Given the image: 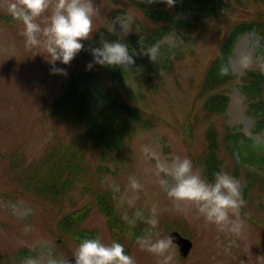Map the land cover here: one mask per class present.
Masks as SVG:
<instances>
[{
    "label": "rangeland",
    "instance_id": "rangeland-1",
    "mask_svg": "<svg viewBox=\"0 0 264 264\" xmlns=\"http://www.w3.org/2000/svg\"><path fill=\"white\" fill-rule=\"evenodd\" d=\"M239 1L246 5L239 8L234 6L233 10H229L230 2L221 0L215 8V14H204L202 24L193 32V37L197 39L192 43L188 38L190 34L181 32L178 28L165 33L160 40V44L163 43L165 47L186 50L187 46L193 45L195 48L194 53L187 54L185 59L179 61L178 80L169 73L163 77L156 76L148 83L124 77L119 85H125L131 93L123 88L118 89L115 81L110 85L115 96L137 104L148 112L159 113L164 118H155L153 128L138 127L133 132L131 138L126 140V158L119 160L109 157L106 161L116 172L105 173L104 183L109 186L121 185L125 196L119 198V203L123 207L130 197L137 196L134 205L126 208L142 209L147 214L146 217L151 215V209H155L159 225L146 238L152 241H171L165 254L157 255L142 250L137 241L130 237L120 235L129 246V255L133 257L135 264H165V257H170L167 264H264V192L260 183L254 182L249 194H243L245 204L240 209L239 216L230 214L233 221L242 225L239 235L227 230L221 231L216 225L208 223L194 203L174 202L158 183L163 178L162 169L173 157L190 159L196 170L193 153L204 155L207 152L208 143L204 133L211 122L206 124L203 117L191 123L188 121V111L208 63L218 53L222 38L229 35L231 22L254 21L261 17L259 12L264 11V0ZM8 2L9 0H0V264H4L3 255L14 256L22 248H27L25 250L28 256L36 258L38 264H48L50 259L67 260L79 242L57 232L58 208L48 201L17 191L18 184L12 177L9 163L12 159L23 156L27 164H32L33 160L46 152L56 137L64 135L71 139L79 130L78 124L51 116L49 103L60 96L80 72H88L89 76L93 69H99L96 64L91 69H87L86 65L93 59L90 49L100 47L96 42L101 41L100 37L107 36V32L117 37L121 43L127 44L129 54L133 57V63L113 68L140 70L139 65L147 56L143 49L148 48L140 33V25L146 23V18L134 7L132 0H91L94 9L93 31L88 39L82 41L87 48V56L82 51L68 65L57 61L55 66L65 69L66 74H53L52 65L42 50L25 48L24 39L20 35L23 25L8 13ZM50 3L54 5L55 0H50ZM51 11L50 7L37 18V23L43 27ZM179 15L190 19L193 14L181 12ZM106 41L112 42L109 39ZM245 54L251 57L247 68L241 64V58ZM158 58H162L161 52ZM228 60L236 78L227 85L230 101L224 116H215L214 120L220 130H224L222 123L225 121L247 136L259 139V133L254 130L256 120L248 112L242 78L250 75L249 70L254 73L264 71V44L260 33L251 30L242 34L234 44ZM89 84L94 95L99 96L97 82L92 80ZM156 86L158 89H154ZM134 94L136 95L133 96ZM109 100V95L99 98L101 104H106ZM199 105L200 101L196 104V109ZM185 124H195L193 142L189 138L191 146L180 132L181 129L184 131L182 127ZM192 144L194 150L191 149ZM225 151L222 144L220 154L225 164L232 166L230 170L225 166L224 171L233 175L235 164L239 165L240 161L238 151L235 157L228 156ZM99 154V151L93 154L92 161L97 157L93 165L101 161ZM246 171V167L239 168L240 181L252 182V177H246ZM129 177L137 179L143 186L142 190L134 192L128 185ZM89 200L90 193L83 192L77 185L70 193V198L66 199V210L80 208ZM166 223L178 226L179 231L194 241L186 257L180 256L177 245L170 239L168 234L172 229L163 231ZM85 228L92 230L106 244L115 239L106 216L96 205H93L85 221ZM7 261L21 264V261L15 259Z\"/></svg>",
    "mask_w": 264,
    "mask_h": 264
},
{
    "label": "trees",
    "instance_id": "trees-1",
    "mask_svg": "<svg viewBox=\"0 0 264 264\" xmlns=\"http://www.w3.org/2000/svg\"><path fill=\"white\" fill-rule=\"evenodd\" d=\"M219 1L221 0H177L176 4L169 8L163 3L132 0L134 7L146 18L147 24L140 25L143 41L147 47L158 43L162 58H158L154 63L146 56L144 62L139 65L140 70L138 71L98 65L99 69H93L89 76L88 72H80L63 93L49 103L51 116H58L60 120L72 121L78 124L79 130L71 139L64 135L56 137L53 143L49 144L46 152L40 158L33 160L32 164H27L24 157L20 156V158L12 159L9 165L12 177L18 184V192L28 194L38 200L48 201L58 208L57 232L79 243L84 238L96 237L92 230L85 228V221L93 205H96L98 210L106 216L107 223L114 233V240L124 245L128 255L129 246L120 238V235H126L137 241V237H146L154 231L149 232L148 226L140 220H137L133 227L127 225L122 217L127 215L131 218L135 210L126 208L128 204L123 207L119 203V198L125 196V192L119 185L121 191L114 193L110 186L104 183V176L107 172H116L107 165L106 161L109 157L119 160L126 158V140L131 138L133 132L138 127L153 128L155 118L161 119L162 116L115 96L111 92L110 85L112 86V82L115 81L118 89L123 88L131 93L125 85H119L124 77L129 76L148 83L147 81H151L156 76L163 77L169 73L175 80H178L179 61L185 59L184 56L187 54L194 53L195 48L192 45L187 46L186 50L172 49L170 46L165 47L163 43L160 44V40L167 31L178 28L181 32L190 34L188 38L192 43L197 39L193 37L195 36L193 32L199 24H202V16L215 14ZM223 2H230L229 10H233L234 6L239 8L246 5L239 0L235 2L223 0ZM181 12L193 15L190 19H186L179 15ZM259 15L261 17L254 21L233 20L231 22L229 35L222 38L218 53L208 63L188 111V121L191 123L203 117L205 118L203 122L206 124L211 122L204 133L208 143L206 144L207 152L204 155H195L196 152L192 155L197 169H200L204 177L211 182L214 179V173L225 170V166L229 170L230 167L232 168L229 164H225L220 154L222 144L228 156L235 157L238 151L237 156L240 161H238L239 165L235 164L236 169L234 167L233 176L240 180L239 168L246 167V177H252V182H241L244 195L249 194L254 182L260 183L264 192V71L254 73L249 70L250 75L242 78L244 82L242 88L247 95L248 112L256 120L254 130L259 133V139L247 136L242 130L230 126L225 121L222 123L224 130H220L214 117L224 116L230 101L227 85L236 78V74L232 71L228 57L236 41L247 31L256 30L260 33L264 44V11H260ZM99 39L115 41L117 37L107 32V36L104 35V38ZM96 43L101 45V41ZM86 49L84 46L80 52L83 51L87 56ZM225 67L228 68L226 75L221 74V69ZM130 72L132 73L128 74ZM92 80L98 84L99 96L94 95L89 84ZM154 89H158V86ZM106 95L110 96V100L106 104H101L99 98ZM199 101L200 105L196 109ZM194 127L195 124H185L182 127L184 131L180 130L185 135L189 146L195 135ZM191 149L194 150L193 144ZM97 151L100 152L101 161L93 165L97 157L93 161L91 158ZM77 185L83 192L90 193L91 200L80 208L66 210V199L70 198V193ZM163 228L164 232L179 229L171 223H166ZM25 249L27 248H22L14 256L3 255L4 264H11V261H7L11 259L19 260L22 264L23 259L28 257Z\"/></svg>",
    "mask_w": 264,
    "mask_h": 264
},
{
    "label": "clouds",
    "instance_id": "clouds-1",
    "mask_svg": "<svg viewBox=\"0 0 264 264\" xmlns=\"http://www.w3.org/2000/svg\"><path fill=\"white\" fill-rule=\"evenodd\" d=\"M149 3H163L171 8L177 0H148ZM51 7V15L47 17L42 27L37 23L40 17ZM7 11L12 19L23 25L20 35L24 39L28 50L40 49L46 54L52 65L53 74H66L65 69L57 68L56 62L68 65L73 58L84 48L82 41L88 39L93 31V12L91 0H9ZM151 62H156L160 55V45L153 44L143 49ZM92 61L86 65L91 69L94 64L100 66H123L133 63L128 46L117 41L101 40L100 47L90 49ZM38 53H41L38 51ZM41 53V54H42ZM42 54V55H43ZM251 57L245 54L241 64L247 68ZM228 68H222L221 74H227ZM163 178L158 180L166 195L174 202H192L197 205L198 212L204 219L217 226L221 231H229L239 235L242 225L233 221L231 216H239L240 209L245 204L243 199V185L241 181L229 172L220 170L214 173L210 182L201 174L200 169H193L192 161L188 158L173 157L171 162L162 169ZM128 185L134 192L142 190V185L134 177L128 178ZM114 193L121 191L118 184L110 185ZM137 196L127 200L129 207L135 203ZM122 219L129 227L135 226L137 220L148 226V231L157 229L159 218L155 209L146 217L142 209H135L133 216L124 215ZM137 243L142 250L157 255H164L170 246L168 239L152 241L146 237H137ZM73 264H135L132 256L125 252L124 245L113 240L110 244L102 242L99 236L84 238L80 241L71 255ZM170 257H165V264ZM22 264H38L32 256L25 257ZM48 264H69V260L50 259Z\"/></svg>",
    "mask_w": 264,
    "mask_h": 264
},
{
    "label": "water",
    "instance_id": "water-1",
    "mask_svg": "<svg viewBox=\"0 0 264 264\" xmlns=\"http://www.w3.org/2000/svg\"><path fill=\"white\" fill-rule=\"evenodd\" d=\"M171 239L179 245V251L183 256H187L190 253V250L193 247V241L189 238L184 236L177 230H173L169 233ZM69 264H73L74 257H69Z\"/></svg>",
    "mask_w": 264,
    "mask_h": 264
}]
</instances>
